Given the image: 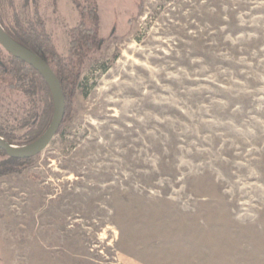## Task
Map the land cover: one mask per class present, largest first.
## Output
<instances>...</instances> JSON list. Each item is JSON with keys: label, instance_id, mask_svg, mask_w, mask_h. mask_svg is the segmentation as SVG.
Wrapping results in <instances>:
<instances>
[{"label": "rangeland", "instance_id": "374dc122", "mask_svg": "<svg viewBox=\"0 0 264 264\" xmlns=\"http://www.w3.org/2000/svg\"><path fill=\"white\" fill-rule=\"evenodd\" d=\"M76 1L101 44L48 146L0 174V264H264V0ZM79 17L0 0L61 57ZM25 73L0 81L15 146L47 101Z\"/></svg>", "mask_w": 264, "mask_h": 264}, {"label": "trees", "instance_id": "16d2710c", "mask_svg": "<svg viewBox=\"0 0 264 264\" xmlns=\"http://www.w3.org/2000/svg\"><path fill=\"white\" fill-rule=\"evenodd\" d=\"M72 1L75 8L78 10L80 17L77 25L69 31L70 42L68 55L65 57H61L55 51L54 45L51 43V40L43 27V23L40 20L37 22V27L31 23L24 25L21 21H19V19H15L14 23L9 26L1 25L11 38L45 60V62L54 71L60 82L65 100V114L63 121L66 116L67 100L77 87L78 81L81 77V67L83 66L84 60L90 50H93V48H99L101 44V41L98 38V15L95 4L89 9V7L86 8L81 6L76 0ZM85 18L88 19V23ZM2 56V49L0 48V81L7 84L23 81V73H27L29 71L42 80L39 73L25 62L11 56L8 53L6 60L3 59ZM42 82L47 92V101L40 115H38L39 121L34 126V129L29 133L28 140L26 141L28 143L35 141L39 136H41V134L45 131L44 128L50 123L52 118V94L44 80ZM0 136L9 144H12L11 139L1 130ZM0 153L5 154L2 149H0ZM30 159L31 158L16 159L8 157L6 161L0 163V169H2L0 170V174L11 171L14 167L13 165H16L18 162L28 161Z\"/></svg>", "mask_w": 264, "mask_h": 264}, {"label": "water", "instance_id": "95a60500", "mask_svg": "<svg viewBox=\"0 0 264 264\" xmlns=\"http://www.w3.org/2000/svg\"><path fill=\"white\" fill-rule=\"evenodd\" d=\"M0 47L11 56L20 59L36 70L52 94L54 107L51 121L45 131L35 141L27 145L15 146L9 144L0 136V149H2L8 157L29 159L41 153L57 134L65 114L64 95L57 76L45 60L16 42L7 34L1 25Z\"/></svg>", "mask_w": 264, "mask_h": 264}]
</instances>
